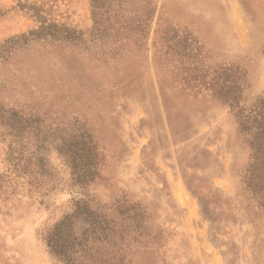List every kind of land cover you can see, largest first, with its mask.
Instances as JSON below:
<instances>
[{"label":"rangeland","instance_id":"obj_1","mask_svg":"<svg viewBox=\"0 0 264 264\" xmlns=\"http://www.w3.org/2000/svg\"><path fill=\"white\" fill-rule=\"evenodd\" d=\"M238 71L264 99V0H0V264H264Z\"/></svg>","mask_w":264,"mask_h":264},{"label":"trees","instance_id":"obj_2","mask_svg":"<svg viewBox=\"0 0 264 264\" xmlns=\"http://www.w3.org/2000/svg\"><path fill=\"white\" fill-rule=\"evenodd\" d=\"M162 27H158L155 32L154 46L158 45L160 47L163 44L162 38L165 37L167 32L164 31ZM78 35L76 30H70L54 22L47 23L46 21H41L38 28L31 33V36L34 38L53 37L56 39H65L66 41L78 40V38H80V35ZM241 79L242 72L238 71L233 84L231 86H227L225 83L222 84L220 92L227 98L225 102L236 117L238 129H240L241 132L259 136L263 141L259 142L258 149L261 148L264 150V99L258 100L249 107L242 103V101H240L242 91ZM58 229L59 226H55L52 233L48 234L46 237L47 245L50 251L55 255L64 254L62 250H64V246L66 245L65 242L62 243L59 237L58 239H53ZM72 240L75 244L80 245V239L73 238Z\"/></svg>","mask_w":264,"mask_h":264}]
</instances>
